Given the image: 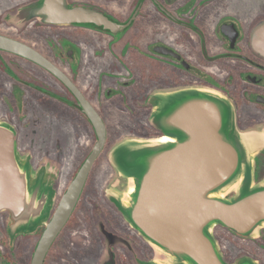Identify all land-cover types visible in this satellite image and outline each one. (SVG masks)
Listing matches in <instances>:
<instances>
[{
  "label": "flooded vegetation",
  "instance_id": "1",
  "mask_svg": "<svg viewBox=\"0 0 264 264\" xmlns=\"http://www.w3.org/2000/svg\"><path fill=\"white\" fill-rule=\"evenodd\" d=\"M37 1L0 0V35L31 47L67 82L0 48V120L14 127L18 152L34 174L52 179L56 200L48 221L101 137L85 109L106 125L104 146L48 256L100 264L109 247L116 264L150 261L153 246L111 198L128 181L110 153L129 138L164 135L150 118L153 97L167 91L216 89L233 102L240 130L264 128V0H68L105 14L121 26L115 31L17 19L22 6ZM255 178L264 179V153ZM214 235L227 264H264V227L252 236L217 225Z\"/></svg>",
  "mask_w": 264,
  "mask_h": 264
},
{
  "label": "water",
  "instance_id": "2",
  "mask_svg": "<svg viewBox=\"0 0 264 264\" xmlns=\"http://www.w3.org/2000/svg\"><path fill=\"white\" fill-rule=\"evenodd\" d=\"M34 17L57 25L94 23L113 31L121 28L105 14L68 0L32 2L17 15L19 20ZM0 48L38 61L67 82L59 68L31 47L0 35ZM152 101L151 123L164 135L129 138L110 153L113 165L128 179L127 190L111 198L155 250L152 260L138 263L227 264L214 235L215 226L252 236L264 227V179H255L256 158L264 153V128L240 130L233 102L216 89L161 92ZM85 110L101 137L50 221L56 200L53 182L44 174H33L30 162L18 152L14 127L0 120V212L12 218L8 226L11 241L45 226L31 264L45 263L106 141L100 115L91 108ZM100 264H116L109 247Z\"/></svg>",
  "mask_w": 264,
  "mask_h": 264
},
{
  "label": "trees",
  "instance_id": "3",
  "mask_svg": "<svg viewBox=\"0 0 264 264\" xmlns=\"http://www.w3.org/2000/svg\"><path fill=\"white\" fill-rule=\"evenodd\" d=\"M0 216L3 217L4 214L0 213ZM40 235L41 232L37 234L19 235L17 236L14 244L11 245L8 234L6 233L2 240H0V244L4 243L8 247V251L5 253V257L9 261L17 264H31L33 251ZM58 239L59 238H57L56 241H58ZM65 246L66 245H64L63 247ZM44 264H52V261L49 258L48 254Z\"/></svg>",
  "mask_w": 264,
  "mask_h": 264
},
{
  "label": "rangeland",
  "instance_id": "4",
  "mask_svg": "<svg viewBox=\"0 0 264 264\" xmlns=\"http://www.w3.org/2000/svg\"><path fill=\"white\" fill-rule=\"evenodd\" d=\"M22 157V156H21ZM24 159V158H23ZM33 174H34V172H33ZM35 175V174H34ZM36 176V175H35ZM47 176V175H46ZM48 177V176H47ZM126 178V177H125ZM127 179V178H126ZM256 179V178H255ZM52 180V179H51ZM127 181H128V179H127ZM127 188H128V183H127V187H126V189L125 190H127ZM125 190H123V191H118V192H115L116 194H118V193H121V192H124ZM0 213H3L4 214V216L2 217V216H0V240H2V238L5 236V234L7 233L8 234V237H9V240H10V243H11V245H13L14 244V242H15V240H16V238H17V236H19V235H23V234H19V235H17L16 236V238H15V240L13 241V243H12V241H11V237H10V234L8 233V226H9V224L12 222V218H11V216H10V214L8 213V212H0ZM44 226H40L39 228H38V230L37 231H35V232H32V233H28V234H37V233H39V232H42V228H43ZM28 234H25V235H28ZM60 250H61V248H60ZM8 251V247H7V245H5L4 243H1L0 244V264H17V263H14V262H11V261H9L6 257H5V253ZM64 259H63V257H57V258H55V261H53V259H52V262L54 263V264H68V263H64V261H63Z\"/></svg>",
  "mask_w": 264,
  "mask_h": 264
}]
</instances>
